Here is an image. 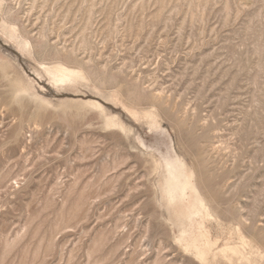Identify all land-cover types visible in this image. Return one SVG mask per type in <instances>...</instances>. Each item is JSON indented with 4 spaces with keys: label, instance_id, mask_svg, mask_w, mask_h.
Returning <instances> with one entry per match:
<instances>
[{
    "label": "rangeland",
    "instance_id": "374dc122",
    "mask_svg": "<svg viewBox=\"0 0 264 264\" xmlns=\"http://www.w3.org/2000/svg\"><path fill=\"white\" fill-rule=\"evenodd\" d=\"M0 264H264V0H0Z\"/></svg>",
    "mask_w": 264,
    "mask_h": 264
}]
</instances>
